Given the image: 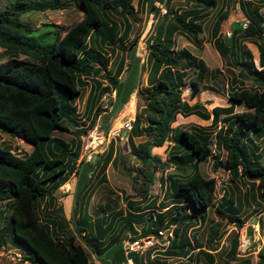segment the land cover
Listing matches in <instances>:
<instances>
[{
    "label": "trees",
    "instance_id": "16d2710c",
    "mask_svg": "<svg viewBox=\"0 0 264 264\" xmlns=\"http://www.w3.org/2000/svg\"><path fill=\"white\" fill-rule=\"evenodd\" d=\"M172 1L164 0L163 14L155 0H137L136 5L133 0H16L0 11V58L7 57L0 61V129L32 145V150L21 156L0 144V248L6 237H10L15 247L27 252L24 259L33 264H90L93 256L108 264H120L127 257L135 264H166L164 259L151 256L152 249L125 254L121 243L127 234L130 239H136L174 224L173 238L162 254L187 258V264H200L199 257L203 256L204 264H214L213 255L188 236L190 226L205 222L210 207L237 227L244 222L241 217L244 204L264 208V162L260 145L254 139V136L264 139V14L261 12L264 0H184L189 6L183 8H173ZM219 3L210 24L211 44L237 73L232 74L228 84L232 103L214 106L209 111L200 102L189 104L182 99V90L186 87L188 70L195 72L191 84L198 92L212 89L202 88L201 82L206 75L217 74L218 69L209 71L204 60L189 50H176L175 35L184 34L199 47L202 21ZM232 4L238 5L245 24L236 21L226 35L221 32V24L228 18ZM144 6L157 19L146 39L147 84L137 89L144 104L127 133L129 153L139 161L135 172L136 179L141 178L142 198L127 200L131 209L125 215L111 211L92 221L87 212L76 216V197L72 217L67 218L53 193L78 169L80 141L77 138L104 111L101 97L117 86L123 70L124 57L113 74L108 73L107 66L112 61L106 49H127L125 44L132 30L130 18L135 20ZM71 7L81 10L83 17L70 26L53 25L55 39L48 44L40 43L33 34V26L20 19L22 14L32 11ZM248 40L258 51L257 63L246 44ZM137 42L135 36L128 47H135ZM245 75L260 89L238 86L239 76ZM89 80L96 83L85 100L86 108L93 104L92 117L82 128L75 114V99ZM127 100L128 97L124 98L120 105ZM236 102H245L253 110L235 112ZM177 115H196L203 120L211 119V123L190 129L173 127ZM219 122L222 125L217 128ZM105 124L107 131L110 123ZM57 131L72 133L74 137L65 141L54 135ZM142 136L149 138L135 143V138ZM165 141L173 142L172 154L162 162L151 150ZM221 150L226 152L223 160ZM99 158L102 161L95 174L97 180L92 181L94 169L78 196H85L90 190V198L98 186L107 182L108 164L120 160L112 143ZM209 158L213 159L214 171L219 167L226 169L234 186L245 188L242 194L225 192L214 204L216 179L204 177L199 170V163ZM168 164L178 168L191 164L193 172L186 178L166 176L168 185L160 175V186L164 184L167 194L169 187L173 190L174 202L162 211L146 213L141 201L150 197L148 190L154 182L156 168ZM147 205V208L155 207V198ZM109 218L110 223L105 225ZM113 220L117 221L118 230L107 234ZM139 223L142 225L137 230L134 225ZM258 224L264 229L263 224ZM210 229L211 234L219 230L216 225ZM238 246L235 235L227 261L237 257ZM106 251L109 254L105 258ZM258 257L259 264H264V248L258 251Z\"/></svg>",
    "mask_w": 264,
    "mask_h": 264
},
{
    "label": "rangeland",
    "instance_id": "374dc122",
    "mask_svg": "<svg viewBox=\"0 0 264 264\" xmlns=\"http://www.w3.org/2000/svg\"><path fill=\"white\" fill-rule=\"evenodd\" d=\"M16 0H0V11L7 6L8 3L15 2ZM137 0H134V5ZM164 0H155V5L161 8V13H164ZM171 6L175 7H186L189 6V3H185L184 0H173L171 2ZM220 7V3L217 8L211 10L208 15L203 19V32L199 34L200 46H194L189 39L181 33H177L175 35V49H187L195 56L204 60L206 66L209 71L213 69H218V73L215 75H206L205 79L201 82L202 88L211 87L212 89H203L201 91L196 92L192 87L191 81L195 75V72L188 70L187 77L185 79L186 87L182 90V99L186 100L189 104H193L194 102L202 103L209 111L217 105L226 106L232 103V100L228 96V84L229 80L232 77L233 73H237L236 68L229 66L225 60L219 55V53L215 50V48L211 44L210 40V24L212 19L214 18L215 12ZM261 12L264 14V7L261 8ZM83 17V12L76 7H71L69 9H54V10H45L43 12L32 11L29 13L22 14L20 19L25 22H29L33 28V34L37 36L38 40L42 44L52 43L55 39V35L53 33L54 26H70L72 24L77 23ZM117 19H121V16L116 15ZM157 19V16H153L152 13H148L143 9L141 13L136 14V19L133 20L130 18L132 23V30L129 36V39L126 41V47L130 50V55L128 58L129 63L127 65L126 71L123 73V77L120 81V84L117 85V89L119 91L118 96H114V89H110L109 92L114 91L113 98L109 97L108 107L105 111L110 110L112 101L114 107L117 108L121 102V93L124 85L127 84L126 93H128L132 89H137L138 87L144 88L146 86V78H147V67L144 63L143 68L140 67V60L146 59L147 56V48H146V39L149 33L153 29V25ZM162 18L160 17L159 20ZM239 21L241 24H245V20L243 14L241 13L237 4H232L230 8V14L228 18L221 24V32L223 34L228 35L231 30V26ZM50 23V24H48ZM52 24V25H51ZM60 31H62L59 28ZM138 36V42L135 47H128L129 42L135 37ZM247 46L252 50L256 63L258 62V51L256 46L250 42L249 40L246 42ZM125 49V50H127ZM134 49V54L131 51ZM108 55H110L112 64L108 65L109 74L115 71L117 66V60L124 52L120 49L113 48V50L106 49ZM126 57V56H125ZM7 57L3 56L0 58V61H4ZM129 77V78H128ZM239 80L241 81L238 86L242 85L246 88L256 87L260 89V86H257L255 81L245 75L243 77L239 76ZM126 82V83H125ZM106 84V82L104 81ZM78 99L76 97L75 101ZM81 99V98H79ZM132 98V101L129 105L123 107H118L114 112L110 113L111 119L109 120L110 126L106 131L108 134L113 131V137L110 138L109 142H106L101 149L97 153H94L91 159V162L87 163L90 165H94L96 160L100 157L101 154H104L110 143L113 144L116 153L120 156V160L117 164L109 165L107 168L106 176L107 182L98 186L96 190L93 192L92 196L89 198L90 190L85 196L80 197L77 195V205L78 208L76 210L77 217L79 215L83 216L85 212H87L91 216V220L94 221L97 217L106 216L111 211L120 212L121 215H125L126 211H129L131 208L127 205V200H139L142 198L140 181L141 178L138 176L136 179V167L139 165V161L135 158L131 153H129V145L127 140V135L123 134L125 128L123 124L129 119L132 120L134 116V112H139L144 104V100L141 98L139 93L137 92L136 98ZM101 101V100H100ZM81 102V100L79 101ZM134 105V106H133ZM247 110H253V108L248 107L245 102H236L235 103V112H242ZM76 114V118L79 121L80 127H86L88 125V120H83L82 117ZM84 123V125H82ZM211 123V119L209 120H201L196 115H190L188 117H183L181 115H177L176 120L172 123V126H178L182 129H190L194 125L200 126H208ZM99 125V124H96ZM101 125V124H100ZM105 123H102L101 129L106 130ZM222 125V122H219L217 128ZM90 129V128H89ZM88 129V130H89ZM54 135L64 139L65 141H69L74 137V134L68 132L57 131L54 132ZM148 136H142L135 138V143H139L148 139ZM256 142L259 143L262 153V161L264 162V139L261 140L258 137L254 136ZM77 141H80L81 148V140L77 138ZM172 141H165L162 146H156L152 148V154L157 155L160 160L167 161L168 157L172 154ZM0 144L2 146H9L16 154L21 156L27 155L32 150V145L19 139L16 137L10 136L7 132L0 129ZM81 152V150H80ZM226 152L224 150L220 151V158L223 160L225 158ZM101 161V160H100ZM213 159L209 158L205 161L199 163V170L202 172L204 177L207 178H215L216 179V189L214 193V204H216L220 197L226 192H233L235 195H240L244 191V187L238 185V189L234 186V184L230 181V175L228 171L222 167H219L217 170L212 169ZM80 167L85 164L84 161L78 162ZM167 163V162H166ZM98 168V167H97ZM97 168L94 171V174L97 171ZM193 172L192 165L188 164L184 168L176 167L172 164H168L166 166H158L155 170V179L152 184L149 186L148 195L149 198L143 199L141 202V206H143V210L147 213L150 211L159 212L165 209V207L170 206L174 202V198L172 196L173 190L169 187L170 194L165 193L164 184L160 186V175H163L165 178L166 184L168 185L169 180L166 179V176L173 175L179 176L181 178H186L190 176ZM89 174V173H88ZM76 179V175L73 173L67 180L69 184L66 186L68 191H66L65 185H61L56 191H54V195L57 198V203L62 204L63 207H70L69 212H66V217H72V209L76 204L74 203V199L72 196V200L70 201L66 195H68L72 191V181ZM71 181V182H70ZM75 186L78 187L79 184L77 179L75 181ZM257 182V180H256ZM83 183V181H82ZM85 185V183L82 185ZM76 191L72 192L74 194ZM127 196V198H126ZM89 198V199H88ZM155 198L156 205L155 207L147 208V204L150 202V199ZM109 207V208H108ZM241 217L243 219V224L241 227H237L234 223L229 222L228 219L220 218L216 215L213 207L207 212V217L205 222L201 225L198 223H194L190 226L188 230V236L198 243L202 249L211 253L215 259L214 264H259L258 262V251L264 248V229H260L259 222L264 225V208L261 206H257L253 203L244 204L243 211L241 213ZM106 219V218H105ZM111 219L105 220V225L110 223ZM111 224V228L108 229L107 234L109 232H117L118 223L113 220ZM72 225L73 221L70 222ZM142 223L135 224L134 227L139 229ZM211 225H216L218 227L217 234H211ZM75 232V228L73 227ZM93 234L94 228L92 226ZM76 233V232H75ZM237 235L239 244L242 242L250 241L249 249L243 253L238 254L234 260L227 261V252L230 248L231 239ZM125 237L122 238V241ZM7 242L11 244L10 237H6ZM79 240V239H78ZM122 244V243H121ZM157 251H154L157 258L164 259L166 264H187L189 263L187 258L181 257H166L164 256L163 250L164 247L160 244H155L154 246ZM2 249V248H1ZM2 251V250H1ZM4 251V250H3ZM194 251H197L195 249ZM195 253V252H194ZM9 253H6L8 255ZM109 252L106 251L104 257L108 256ZM5 255V256H6ZM4 256V257H5ZM17 257V256H16ZM96 257V256H95ZM199 259H202L200 264L205 263V258L200 256ZM16 259H2V263L0 264H12ZM90 264H108L105 261L103 262L99 257L92 258Z\"/></svg>",
    "mask_w": 264,
    "mask_h": 264
},
{
    "label": "crops",
    "instance_id": "0c3cea01",
    "mask_svg": "<svg viewBox=\"0 0 264 264\" xmlns=\"http://www.w3.org/2000/svg\"><path fill=\"white\" fill-rule=\"evenodd\" d=\"M137 2V1H136ZM133 3H134V0H133ZM136 5V4H135ZM147 5H146V9H147ZM145 9V6H144V10H146ZM60 10V9H59ZM143 11V10H142ZM147 11V10H146ZM152 32V31H151ZM150 32V33H151ZM149 33V34H150ZM130 36V35H129ZM129 39V38H128ZM117 49V48H116ZM110 50H113V48L111 49L110 48ZM132 52V54H134V49H133V51H131ZM129 55H130V50H125V52H124V56H123V54H121V56L119 57V59L117 60V63L120 61V59L122 58V57H124V58H128L129 57ZM126 56V57H125ZM140 67H141V69H142V65L145 63L146 64V59H141L140 60ZM128 63H129V60L128 59H125V62H124V66H123V70L121 71V73H120V75L118 76V82H117V85H119L120 84V81H121V79H122V77H123V73H124V71H126V68H127V65H128ZM148 69V68H147ZM148 73V72H147ZM111 74H113V72L111 73ZM100 78V77H99ZM129 78V77H128ZM102 79V78H101ZM147 79V78H146ZM126 83V82H125ZM146 83H147V81H146ZM105 83H103V85H104ZM92 85H96V83L94 82V81H92V80H89V84L86 86V87H84V88H82L81 90H80V95L78 96V99L75 101V105H76V112H77V114H79L78 116H80V117H82V119L83 120H88V123H89V121L91 120V117H92V110H91V108H92V103L86 108L85 107V100H86V98H87V95H88V93H89V91H90V88H91V86ZM126 88H127V84L126 85H124L123 86V88H122V93H121V98H127L128 97V100H127V102H125V104L123 105V107H125V106H127V105H129L130 103H131V101H132V98H134V102L136 101L135 100V98H136V89L134 88L133 90H132V92H128V93H126ZM112 89H114V91H115V96H118V94H119V91H118V89H117V86H112ZM132 94H134V97H132ZM79 98H81V99H79ZM81 100V102H79ZM113 102L114 101H112V103H111V107H110V110H107V111H103L97 118H96V120H95V122H94V124L93 125H96V124H101L102 125V123H107V122H109V120L111 119L110 117V113L112 112V110H114V104H113ZM118 108V107H117ZM116 108V109H117ZM201 119V118H200ZM201 120H203V119H201ZM83 125V124H82ZM100 125V126H101ZM102 159V158H101ZM100 158L96 161V163L92 166V165H90V164H87V163H85V164H83V165H81L80 167H78V169L76 170V171H74L73 173L76 175V179H77V182H78V184H79V186L78 187H76L75 186V181H76V179L74 180V181H72L73 183H72V191L68 194V195H66V197L71 201L72 200V196H73V198H76L77 197V194L79 193V191H80V187H81V183H82V181H83V183H82V185L84 184V183H86L88 180H89V178L91 177V172L94 170V169H96L97 167H99V165H100V160H101ZM102 161V160H101ZM119 162V161H118ZM118 162H113V163H109L108 164V166H107V168L109 167V165H115V164H117ZM107 168H106V170H105V172H107ZM95 171V170H94ZM97 172V171H96ZM89 173V174H88ZM96 174V173H95ZM95 174H93V182H95L96 180H97V178H98V176H96ZM71 182V181H70ZM66 184H69V182H66ZM74 191H76L74 194H72L71 195V193L72 192H74ZM62 207H63V203H62ZM69 209H70V207H67V208H65V207H63V210H64V213H65V215H66V212L68 213L69 212ZM138 230V229H137ZM2 248V249H1ZM0 248V263H2V259H16V261H14L12 264H33V263H31L30 261H28V260H25L24 259V256L27 254V252L26 251H23V250H21L20 248H18V247H15L12 243L10 244L9 242H5V244L2 246ZM2 250V251H1ZM4 250V251H3ZM6 253H9L8 255H6ZM6 255V256H5ZM5 256V257H4ZM17 256V257H16ZM93 258H96L95 256H93ZM37 264V263H36Z\"/></svg>",
    "mask_w": 264,
    "mask_h": 264
},
{
    "label": "built area",
    "instance_id": "2783aa9c",
    "mask_svg": "<svg viewBox=\"0 0 264 264\" xmlns=\"http://www.w3.org/2000/svg\"><path fill=\"white\" fill-rule=\"evenodd\" d=\"M114 91L106 92L101 97V107L102 109H106L108 107L109 97H113ZM115 95V94H114ZM134 97V94H132ZM125 131H129L132 127V120H128L123 124ZM113 131L111 133H106L104 130L100 128L99 125H94L91 129H89L86 133L81 135V153L78 157V162H90L92 159V155L97 153L99 149L103 147L106 142H109L110 138L113 135ZM67 185H65L66 187ZM68 188L66 187V191ZM173 228L174 225L171 224L168 227L162 228L157 231L155 235H147L142 238L130 239L125 238L123 241V249L125 254L128 252H137L142 253L145 249L151 248L155 246V244H160L165 246L169 243L170 239L173 237ZM250 246V241L242 242L238 246V254L245 253ZM120 264H135L132 258L127 257L125 261H122Z\"/></svg>",
    "mask_w": 264,
    "mask_h": 264
},
{
    "label": "clouds",
    "instance_id": "9594fccd",
    "mask_svg": "<svg viewBox=\"0 0 264 264\" xmlns=\"http://www.w3.org/2000/svg\"><path fill=\"white\" fill-rule=\"evenodd\" d=\"M164 12H165V10H164ZM114 96H115V95H114ZM112 98H113V97H112ZM103 110H104V109H103ZM105 110H106V109H105ZM105 110H104V111H105ZM134 113L136 114V112H134ZM135 114H134V116H135ZM134 116H133L132 120L134 119ZM93 126H94V125H93ZM93 126H92V127H93ZM99 126H100V125H99ZM92 127H91V128H92ZM91 128H90V129H91ZM100 128H101V126H100ZM87 131H88V130H87ZM87 131H86V132H87ZM105 132H106V131H105ZM106 133H107V132H106ZM127 133H128V131H124V132H123V134H126V135H127ZM82 135H83V134H82ZM112 137H113V136H112ZM126 137H127V136H126ZM80 140H81V136H80ZM80 150H81V148H80ZM80 153H81V152H80ZM79 155H80V154H79ZM78 157H79V156H78ZM92 157H93V156H92ZM90 162H91V161H90ZM85 163H89V162H85ZM77 165H79V163H78V159H77ZM66 182H67V181H66ZM66 182L64 183V185H68V184H66ZM62 185H63V184H62ZM64 185H63V186H64ZM173 225H174V224H173ZM166 227H168V226H166ZM163 228H165V227H163ZM174 228H175V225H174ZM174 228H173V229H174ZM161 229H162V228H161ZM159 230H160V229H159ZM155 234H157V233H151V234H148V235H155ZM146 236H147V235H146ZM127 237L130 238V234H127ZM127 237H125V238H127ZM143 237H145V236H143ZM138 238H142V237H138ZM172 238H173V237H172ZM172 238H171V239H172ZM171 239H170V241H171ZM124 240H125V239H124ZM124 240H123V241H124ZM131 240H132V239H131ZM123 241H122V247H123ZM170 241H169V243H170ZM169 243H168L167 245L163 246L164 249L169 245ZM161 246H162V245H161ZM148 249H152V252H151V256H152V257L156 256V254L154 253V251H157V249H156L154 246L151 247V248H148ZM148 249H145L144 251H146V250H148ZM144 251H143V252H144ZM136 253H137V252H136Z\"/></svg>",
    "mask_w": 264,
    "mask_h": 264
},
{
    "label": "water",
    "instance_id": "95a60500",
    "mask_svg": "<svg viewBox=\"0 0 264 264\" xmlns=\"http://www.w3.org/2000/svg\"><path fill=\"white\" fill-rule=\"evenodd\" d=\"M63 122V121H62ZM70 127L73 128L74 126L70 124Z\"/></svg>",
    "mask_w": 264,
    "mask_h": 264
},
{
    "label": "bare ground",
    "instance_id": "6f19581e",
    "mask_svg": "<svg viewBox=\"0 0 264 264\" xmlns=\"http://www.w3.org/2000/svg\"><path fill=\"white\" fill-rule=\"evenodd\" d=\"M134 106V105H133Z\"/></svg>",
    "mask_w": 264,
    "mask_h": 264
}]
</instances>
